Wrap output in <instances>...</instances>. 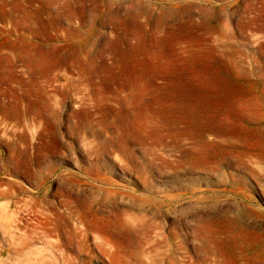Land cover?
Masks as SVG:
<instances>
[{"label":"rangeland","instance_id":"374dc122","mask_svg":"<svg viewBox=\"0 0 264 264\" xmlns=\"http://www.w3.org/2000/svg\"><path fill=\"white\" fill-rule=\"evenodd\" d=\"M0 264H264V0H0Z\"/></svg>","mask_w":264,"mask_h":264}]
</instances>
